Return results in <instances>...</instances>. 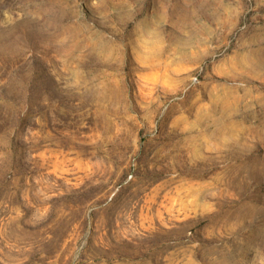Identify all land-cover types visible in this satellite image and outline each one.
Listing matches in <instances>:
<instances>
[{
    "label": "rangeland",
    "instance_id": "374dc122",
    "mask_svg": "<svg viewBox=\"0 0 264 264\" xmlns=\"http://www.w3.org/2000/svg\"><path fill=\"white\" fill-rule=\"evenodd\" d=\"M0 264H264V0H0Z\"/></svg>",
    "mask_w": 264,
    "mask_h": 264
}]
</instances>
